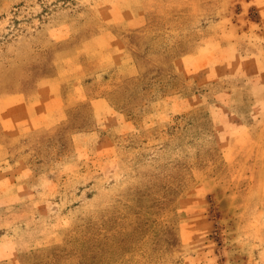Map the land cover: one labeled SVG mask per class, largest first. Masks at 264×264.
<instances>
[{"label":"rangeland","instance_id":"rangeland-1","mask_svg":"<svg viewBox=\"0 0 264 264\" xmlns=\"http://www.w3.org/2000/svg\"><path fill=\"white\" fill-rule=\"evenodd\" d=\"M46 61L83 102L36 143L0 129V264H264V0H0V98Z\"/></svg>","mask_w":264,"mask_h":264},{"label":"crops","instance_id":"crops-1","mask_svg":"<svg viewBox=\"0 0 264 264\" xmlns=\"http://www.w3.org/2000/svg\"><path fill=\"white\" fill-rule=\"evenodd\" d=\"M143 19L141 14L138 15L133 20L134 26L142 24ZM88 39L110 53L112 56L110 58H114L120 72L129 70L131 61L127 56L130 55L123 51L120 39L108 26L100 27V30ZM189 62L192 63V60L185 63ZM32 79L33 81H26L20 85L16 93L0 98V129L11 139L20 143H22V138L28 140V136L31 138L29 140L31 143L43 140L44 138L38 135L56 130V126L68 117V109L83 102L82 92L75 81L68 84L64 95L62 76L56 62L46 61L36 65L32 70ZM192 99V97L186 98L187 101ZM104 100L102 98L94 99L93 103L98 106L99 112H102L106 121L113 120L109 124L110 127L115 128L119 133H130L141 127L140 124H134L132 119H127L123 113L114 109L108 102H103ZM152 117L154 116L150 114L144 119ZM12 148L0 141L1 156L12 155L15 152V148L13 152ZM1 162L3 163L4 160H0Z\"/></svg>","mask_w":264,"mask_h":264}]
</instances>
